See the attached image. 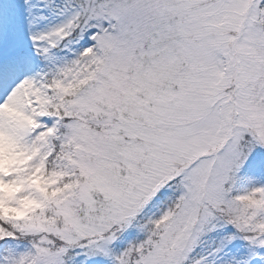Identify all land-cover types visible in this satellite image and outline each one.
Returning <instances> with one entry per match:
<instances>
[{"label":"snow or ice","instance_id":"6c2138e0","mask_svg":"<svg viewBox=\"0 0 264 264\" xmlns=\"http://www.w3.org/2000/svg\"><path fill=\"white\" fill-rule=\"evenodd\" d=\"M0 264H264V0H0Z\"/></svg>","mask_w":264,"mask_h":264}]
</instances>
